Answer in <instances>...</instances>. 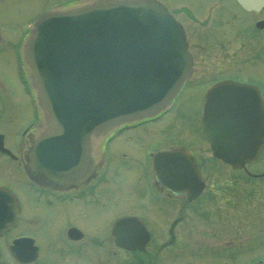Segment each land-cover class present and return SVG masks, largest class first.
<instances>
[{
    "label": "water",
    "instance_id": "1",
    "mask_svg": "<svg viewBox=\"0 0 264 264\" xmlns=\"http://www.w3.org/2000/svg\"><path fill=\"white\" fill-rule=\"evenodd\" d=\"M246 10L264 0H237ZM22 55L42 123L29 151L32 171L53 184L78 185L91 175V139L164 109L191 71L184 31L157 0H89L42 13L22 43ZM200 132L212 154L233 168L264 147V101L252 85L224 80L204 94ZM0 150L3 147L0 134ZM161 184L187 200L204 182L178 147L153 157ZM0 188V231L14 223L17 201ZM169 229L173 241L172 229ZM117 246L143 250L149 232L135 216L113 224ZM18 261L36 256L30 237L9 246Z\"/></svg>",
    "mask_w": 264,
    "mask_h": 264
},
{
    "label": "rangeland",
    "instance_id": "2",
    "mask_svg": "<svg viewBox=\"0 0 264 264\" xmlns=\"http://www.w3.org/2000/svg\"><path fill=\"white\" fill-rule=\"evenodd\" d=\"M59 1L0 0V91L7 92L4 101L9 105V115L0 127L7 133L6 145L11 148L14 145V150L20 156V160L14 162L0 154V183L13 187L22 200V209L16 217L17 224L6 234L5 242H10L9 238L13 235L32 232L43 246L46 237L58 235L68 221L87 229L91 236L100 238L106 220L96 217L114 214L113 205L120 203L126 208L125 212L144 217L152 227L154 237L149 248L154 243L158 245L166 241L169 223L175 216L183 215V222L174 230L178 242L157 253L151 260L154 264H264V175L250 176L213 157L208 142L198 130L203 87L220 73L241 80L259 81L264 85V46L259 41L251 45L244 38L243 50L234 52L228 49L232 44L223 40V36L229 38L239 26H248L251 16L239 11L232 0H163L168 7H190L192 15L198 19L210 16L211 24L209 28L197 23H192L194 28L189 27L190 31L194 30L193 38L189 41L196 47L193 49L195 59L201 56L197 69H193L191 75L192 88L186 89L175 108L162 119L127 134L141 136L143 143L144 140L164 141V147L186 146L199 164L205 186L200 196L189 203L171 197L165 191L158 192L156 197L151 196L146 188V176L143 179L144 172H141L145 147H126L118 139L116 145L126 168H113L109 173L111 177L108 174L110 188H99V201H109V206L102 212L93 205H66L54 198L49 204L45 197L35 198L23 169L27 164L21 162L22 153L29 146L32 130L30 128L21 138L17 132L33 116L16 68L14 48L19 46L25 27L36 14L48 10ZM252 36L250 40L254 41ZM223 42L225 44H221ZM207 60L210 62L207 63ZM204 65L206 71L211 70L216 75H200L199 71ZM122 134L120 138L123 139L126 133ZM129 135L126 139H129ZM246 169L251 173H264V150ZM150 172L152 174V170ZM107 242L109 244V239ZM58 248L41 247V264H50L57 257L60 264H69V259ZM5 249L0 264H20ZM95 250L96 264H135L136 261V256L129 252L108 249L107 254ZM56 251L61 255L57 254L56 257ZM257 258L261 263H256ZM83 260L79 259L77 264H86Z\"/></svg>",
    "mask_w": 264,
    "mask_h": 264
},
{
    "label": "flooded vegetation",
    "instance_id": "3",
    "mask_svg": "<svg viewBox=\"0 0 264 264\" xmlns=\"http://www.w3.org/2000/svg\"><path fill=\"white\" fill-rule=\"evenodd\" d=\"M159 1L162 2L177 19L179 18L178 20L182 23L184 30H185L186 39L188 42V50L190 51L192 55V72L188 80L184 83V86H183L184 87L183 91H184L186 88H189V87L192 88L191 82H190L192 79L191 75H193V71H194L193 69H197L196 66L197 64L200 63V58H201L200 56L198 60L195 59V51L193 49H195L196 47L190 44V41H189V39L193 38L192 36L194 35V30L190 31L189 27H193L192 23H197L200 26H207L209 28L211 24L210 16L201 20L192 15L191 9L188 6L180 5V6L168 7L167 3H165L163 0H159ZM232 2L239 11L245 12L246 14L251 16V22H249L248 26L246 27L239 26L238 30L234 34H232L229 38H225V36H223L224 41L226 42L229 41L228 43L234 45V46L231 45V47H229L228 49L229 50L233 49L234 52L242 51L244 38L248 39L247 41L251 42V45L255 44L256 41H259L260 44L264 46V6L260 8L258 11H255V10L247 11V10H244L235 0H232ZM180 16H183V17H180ZM183 18H185V20H183ZM259 21L261 22L258 23ZM239 25H241L240 22H239ZM250 36L254 37L255 40L254 41L250 40L251 39ZM232 41L234 43H232ZM194 43L196 44L197 42H194ZM221 44H225V43L223 42ZM207 53L209 54L210 52L207 51ZM196 56L198 55L196 54ZM209 62L210 60H207V63ZM205 66L206 65L202 66L203 69L199 71L200 75L202 76L206 75L209 77L216 75L214 74V72H211V70L206 71ZM220 74H221L220 76H217L218 78L229 77V75L225 73H220ZM211 82L212 81H210L209 83ZM6 93L7 92L5 91H2V93L0 91V126H1V123H5L3 121L5 117H8L9 115V111L7 110V107L9 105L5 104L6 100L4 101V97ZM148 124L149 122L134 124L132 126H128L124 128L118 127L112 133L98 140V142H96L94 145L93 156L95 160V165L92 169L91 175L86 179L85 182H82L78 185H69V186H61L59 184H53L49 181L48 177L43 172H40V171L32 172L28 166L25 167L27 163L26 161L27 152H28L29 147L32 144L33 137H34L35 128L32 127L30 129L32 130V134H31V137L29 136L30 137L29 146L26 148L25 152L22 153L21 162L25 164L24 165L25 172L29 180L28 182H30V186L32 190L34 191L35 198L45 197L46 201H48V197L50 196V197H53L56 201L65 203L66 205L73 204V203L88 204V205H93L97 207L100 211L103 212L109 206V201H97L98 200L97 196L98 194H100L99 188L108 190L110 188L108 184L109 182L108 174L111 173V170L113 168H115L116 170H119V169L122 170L123 167H125L122 164L123 156L120 155L121 151H119L116 145V142L118 139H121L120 141L121 142L123 141L122 143H124L126 147H129V145L138 146L141 148L145 147L144 151L147 148L150 150L151 147L154 146V148L152 149L150 153L151 155L158 150L168 149L173 146L171 145L169 147H164L163 146L164 141L148 142L144 140L145 143H143L141 136H130L129 134H127L129 131L137 130ZM6 127L8 126L6 125ZM2 130L3 129L0 127V132L4 131ZM123 132H125L126 135H125V138L123 137L122 139L120 137L123 135L122 134ZM3 135H4V145H6L7 133L4 131ZM127 135H129V139H126ZM100 142H101V147L99 148ZM113 146L115 147V149H113ZM14 148H15L14 145H12V148L10 147L12 151H14ZM12 160H14L15 162H18V160H20V156H18L17 154V157L13 158ZM150 170H152L151 164L149 165L147 162H144V160L142 159L141 172H144L145 174L148 171L150 172ZM5 186L10 188L11 190L13 188L7 183L5 184ZM153 186L155 187L154 189L157 192L164 191L161 185L156 180H153ZM13 191L18 197V201H22L17 191L14 189ZM165 192L169 194V192L167 191ZM38 202H41V201H38ZM118 204L119 205H113L112 209L115 211L114 214L105 216L104 218L96 217V219L99 218L102 220H106V222L104 223L101 229L102 236L100 238L95 235L91 236L89 234V231H87V229L71 221L66 222L64 226L61 227L60 232L58 233V235H56L57 237L47 236L45 240L46 243L42 242L43 246L41 245L38 239V236L30 232V237L33 239V244L37 246L38 254H37L36 259L29 262V264H41V251H40L41 247L45 249H54V248L59 247L58 249L62 250V253L66 256L67 259H69V264H77L78 260L83 259V258H84L83 261L86 264H96V258L94 257L96 255L95 249L101 252H106L107 254L109 253L108 249H112L113 252L114 251H124L125 252V250L119 247H116L114 245L113 237L111 234V228H110L111 223L115 218L121 215L129 214L128 212L124 211L125 207L122 204L120 203ZM140 217L143 219L144 223L147 225L151 235H150V240L146 244V250L144 252H140L138 250L132 251L136 255L139 254V256L136 257L135 264H139V263L140 264H152L148 260H151L153 258L151 254H157L161 251V243H158V245L154 243V245H152L149 248V245L152 244V239L154 237L153 232H152L153 229L152 227L149 226L148 221L145 220L144 217L142 216ZM12 228L13 227H11L10 229L6 231H3L0 234V246L2 248L5 246L8 247L10 242L12 241V238L16 236V235H13L11 238H9L10 242L9 241H7V243L5 242L4 240L5 236L7 233H9L12 230ZM107 239H109V244L107 242ZM177 242H178V236H177ZM55 243H57V245H55ZM54 254L56 255V257H57V254L61 255L59 251L54 252ZM50 264H60L58 257L51 260Z\"/></svg>",
    "mask_w": 264,
    "mask_h": 264
}]
</instances>
